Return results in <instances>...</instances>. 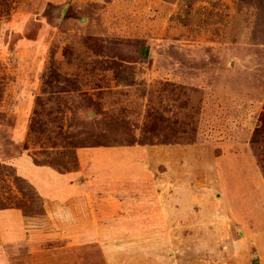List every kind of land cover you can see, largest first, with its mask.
Returning <instances> with one entry per match:
<instances>
[{
    "label": "rangeland",
    "instance_id": "obj_1",
    "mask_svg": "<svg viewBox=\"0 0 264 264\" xmlns=\"http://www.w3.org/2000/svg\"><path fill=\"white\" fill-rule=\"evenodd\" d=\"M153 114L195 140L146 144ZM254 259L264 0H0V264Z\"/></svg>",
    "mask_w": 264,
    "mask_h": 264
},
{
    "label": "trees",
    "instance_id": "obj_2",
    "mask_svg": "<svg viewBox=\"0 0 264 264\" xmlns=\"http://www.w3.org/2000/svg\"><path fill=\"white\" fill-rule=\"evenodd\" d=\"M38 114H39V112H38ZM41 114L42 113L40 111V115ZM154 117H156L155 114H153V116L150 115L149 121L145 122L144 126H143L144 130H148V131L152 132V134L144 132L142 139L145 140L146 144L148 143V144H151V145H159V144H171V143H181V142L190 143L193 140H195L194 136H196V134H192V133L186 134L185 137L174 136V133L173 134H170V133L164 134V133H162L161 132V130H162L161 128L162 127H163V130H169V129L172 128V125H173L172 117L169 116V117L166 118V117L163 116V114H161L159 118L153 119ZM33 132H35V130L33 131V129H32V134H33ZM193 133H195V132H193ZM135 142H138L139 144H143L144 143L142 141H140V142L139 141H135ZM121 149H123V148H121ZM121 149H118V148H115V147H109V148H105L103 150H98V152H94V153H93L94 150H91V153H92L91 163L95 164L97 162L96 161L97 158L101 157L102 154H107L109 152V153H111V155H114L115 158H116V161H117L116 162V166H113L115 168V170L116 169L120 170V168H122L121 166H123V169H124L126 167V164H128V163L123 162V159L120 156V153H121L120 150ZM122 151H124V150H122ZM95 165L97 167V171H99V173H100L102 171L101 167L99 168L100 165H98V164H95ZM129 165L132 166L133 164H129ZM93 175H94V172H91L89 178L93 177ZM94 177H95V175H94ZM253 264H260V263L258 262L257 259H254L253 260Z\"/></svg>",
    "mask_w": 264,
    "mask_h": 264
},
{
    "label": "crops",
    "instance_id": "obj_3",
    "mask_svg": "<svg viewBox=\"0 0 264 264\" xmlns=\"http://www.w3.org/2000/svg\"><path fill=\"white\" fill-rule=\"evenodd\" d=\"M92 154V153H91ZM93 164V165H92ZM41 167V166H40ZM95 167H96V165L94 164V163H91L90 162V164L87 166V174L89 173V170L91 169V171H93V170H95ZM43 168V167H42ZM43 169H45V168H43ZM46 170V174L48 175V169H45ZM96 170H97V167H96ZM77 173H80V172H77ZM90 174V173H89ZM77 176H81V174H77ZM76 176V181H77V179L79 178V177H77ZM85 178H79V180H80V182L79 183H76L77 185H82V184H85L84 182H85V180L87 181V177H86V172L84 173V175H83ZM60 177L61 178H64V181L65 180H67V181H70V177L72 178V174L71 173H66V174H64V175H60ZM78 182V181H77ZM70 184H71V181L69 182ZM69 183H68V185H69ZM85 186V185H84ZM50 187H51V185H50ZM49 187V188H50ZM55 190H52L51 192H54ZM41 192H43V191H41ZM45 194H46V192H44Z\"/></svg>",
    "mask_w": 264,
    "mask_h": 264
}]
</instances>
